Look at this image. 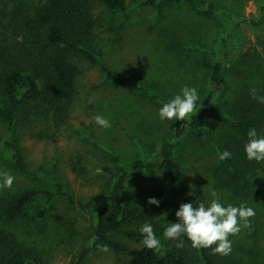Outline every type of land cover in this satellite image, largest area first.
Here are the masks:
<instances>
[{"label": "rangeland", "instance_id": "374dc122", "mask_svg": "<svg viewBox=\"0 0 264 264\" xmlns=\"http://www.w3.org/2000/svg\"><path fill=\"white\" fill-rule=\"evenodd\" d=\"M143 1L128 0L126 11L114 13L98 4L92 44L112 70L133 74L169 100L181 94L184 86L196 88L197 111L215 90L212 67L225 61V84L215 91V110L203 124L204 137L188 128L177 138L174 125L178 120L159 117L163 105L108 82L99 66L76 56L77 95L68 126L57 131L45 107L34 104L21 112L13 130L0 120V172L15 177L12 187L0 189V195L9 197L34 188L55 191L60 182L77 200H88L102 195L121 167L132 172L137 159L154 161L161 143L171 142L183 167L180 194L208 206L211 186L224 206L245 204L255 210L251 228L229 237L232 252L218 254L216 264H264V170L256 182L257 195L242 199L222 179L223 161L218 158L230 138L241 136L229 120L241 97L252 88L258 96L264 95V0H198L215 6L224 18L202 16L189 5L166 8L160 15L156 7L142 5ZM96 115L108 119L111 127L97 125ZM6 141L23 148L31 175L16 168ZM75 162L81 164L78 172ZM98 168L103 172L97 173ZM167 193L165 172L133 175L126 195L127 227L151 225V220L169 225ZM149 198H156L159 206L148 204ZM95 223L92 209L72 205L65 197L49 204L41 197L24 216L2 226L17 234L38 264H76ZM116 238L129 246L128 253L109 248L92 253L84 264H127L143 252L141 245ZM160 241L166 246L170 239ZM201 250L198 256L202 264H208Z\"/></svg>", "mask_w": 264, "mask_h": 264}, {"label": "trees", "instance_id": "16d2710c", "mask_svg": "<svg viewBox=\"0 0 264 264\" xmlns=\"http://www.w3.org/2000/svg\"><path fill=\"white\" fill-rule=\"evenodd\" d=\"M98 4L112 13L128 9V0H0V120L10 130L15 128L21 112L31 104L45 107L46 117L57 131L70 124L79 76L76 56L99 66L106 80L116 86L160 105L170 101L133 74L114 71L101 59L92 44L97 29L95 9ZM142 5L156 7L160 15L166 8L189 5L202 16L224 18L215 6L204 5L198 0H144ZM262 12L264 14V7ZM227 57L230 58L229 55ZM225 65V61H219L212 67L211 82L215 90L207 96L191 123L186 127L182 126L183 121L175 123L177 138H182L188 128L199 138L204 137L203 124L215 110V91L225 84L222 77ZM229 120L231 127L242 137L230 138L223 148L232 156L223 161L220 169L222 179L236 196L252 199L258 192L256 182L264 170V162L249 161L244 146L251 128L256 129L258 136L261 133L264 136V104L252 99L247 92L236 104ZM5 145L11 150L16 168L23 174L31 175L23 148L10 141H6ZM175 148L176 145L171 142L161 143L156 160L137 159L132 172L121 167L104 193L88 200H77L60 182H57L55 191L34 188L9 197L0 195V264H38L17 234L2 225L24 216L26 210L41 197L46 198L47 204L58 197H65L72 205L95 211L96 223L89 244L82 249L76 264H84L88 256L100 252L96 245H107L116 253H128L129 246L116 237H123L143 248V252L127 264H202L198 256L201 249L192 248L186 236L181 237L184 242L182 248L175 247L178 241L170 240L161 251H154L144 248L141 227H127L129 208L126 195L130 178L146 171L161 170L167 174L169 225L178 222L175 213L181 203L198 206L199 203L183 196L178 190L183 167L175 158ZM79 167L81 164L75 162L74 171L78 172ZM45 213L46 210L42 215ZM169 225L151 220L156 237L162 241L165 240L163 232ZM201 252L208 264H216L218 254L213 255L212 249H202Z\"/></svg>", "mask_w": 264, "mask_h": 264}, {"label": "clouds", "instance_id": "9594fccd", "mask_svg": "<svg viewBox=\"0 0 264 264\" xmlns=\"http://www.w3.org/2000/svg\"><path fill=\"white\" fill-rule=\"evenodd\" d=\"M256 88L250 89L252 99L264 104V95L258 96ZM199 96L194 87L184 86L181 94L176 95L169 102L163 104L159 109V117L169 121H183L182 126H188L193 116L196 115V102ZM95 123L102 128H110L111 123L101 115L94 117ZM248 142L244 146L246 157L249 161L264 162V136H258L255 128H251L248 133ZM232 153L228 150L218 153L221 161L230 159ZM97 173L103 172L98 168ZM15 177L9 172H0V189L11 188ZM208 194L212 198L208 206L201 202L198 206L193 203H181L175 215L178 222L171 223L163 232L165 239L178 241L175 247L182 248L184 242L182 236L191 242V247L195 249H212V254L228 256L232 252V241L230 236L238 235L242 229L251 228V218L256 215L251 207L241 204L236 207L231 204L224 206L220 202V194L209 186ZM227 195V193H225ZM150 205L159 206L156 198H149ZM140 232L143 235L142 243L144 248L154 251H161V241L156 237L153 227L145 223ZM91 244V242H90ZM101 252H108L107 245H96Z\"/></svg>", "mask_w": 264, "mask_h": 264}]
</instances>
